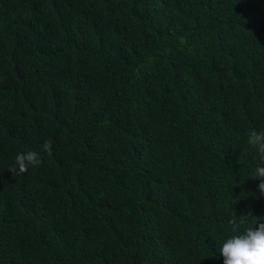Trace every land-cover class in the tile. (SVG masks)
<instances>
[{
  "label": "trees",
  "instance_id": "trees-1",
  "mask_svg": "<svg viewBox=\"0 0 264 264\" xmlns=\"http://www.w3.org/2000/svg\"><path fill=\"white\" fill-rule=\"evenodd\" d=\"M252 130L264 0H0V264H222Z\"/></svg>",
  "mask_w": 264,
  "mask_h": 264
},
{
  "label": "clouds",
  "instance_id": "clouds-1",
  "mask_svg": "<svg viewBox=\"0 0 264 264\" xmlns=\"http://www.w3.org/2000/svg\"><path fill=\"white\" fill-rule=\"evenodd\" d=\"M246 144L255 151L258 163L252 171L251 176L260 181L258 190L264 194V130H252L246 135ZM51 150L50 144L45 141L41 151L47 153ZM41 163L40 153L37 151H24L17 153L13 165L9 171L23 174L29 168H35ZM251 214L241 215L247 217ZM231 235L227 236L219 247V257L222 264H264V223L255 222L254 226L237 227L245 223L244 219L233 218L231 220Z\"/></svg>",
  "mask_w": 264,
  "mask_h": 264
}]
</instances>
